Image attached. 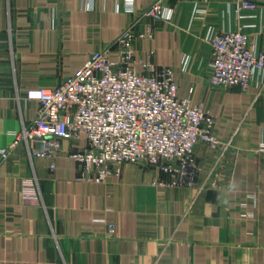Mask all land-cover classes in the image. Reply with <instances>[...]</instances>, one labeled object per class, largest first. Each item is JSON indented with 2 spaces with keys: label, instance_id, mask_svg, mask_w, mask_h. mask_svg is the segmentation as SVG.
I'll use <instances>...</instances> for the list:
<instances>
[{
  "label": "crops",
  "instance_id": "obj_1",
  "mask_svg": "<svg viewBox=\"0 0 264 264\" xmlns=\"http://www.w3.org/2000/svg\"><path fill=\"white\" fill-rule=\"evenodd\" d=\"M242 1L163 0L173 10L167 22L116 12L117 0H0V148L37 117L40 102L26 90L59 85L132 23L154 32L137 42L136 57L171 67L179 96L214 115L216 135L232 140L223 158L199 143L197 182L177 187L135 163L105 182L82 180L68 152L85 146V135L63 140L55 158L30 157L18 144L0 155V264H264V84L211 85L204 39L209 26H244L264 50V0L237 15ZM136 2L141 11L154 0ZM196 8L207 12L196 17ZM32 178L38 206L21 199Z\"/></svg>",
  "mask_w": 264,
  "mask_h": 264
},
{
  "label": "built area",
  "instance_id": "obj_2",
  "mask_svg": "<svg viewBox=\"0 0 264 264\" xmlns=\"http://www.w3.org/2000/svg\"><path fill=\"white\" fill-rule=\"evenodd\" d=\"M255 5L254 0H243L235 13L240 15L243 8ZM115 11L140 12L167 22L173 17L163 0H154L141 11L136 0H117ZM206 12L196 8L194 15ZM134 25L121 31L114 48L90 53L59 85L26 90L27 100L40 102L37 117L13 133L12 144L0 148V155L6 158L12 148L24 143L30 157L55 158L63 151V140L85 135L86 145L68 152L78 162L82 180L105 182L122 164L135 163L163 175L159 182L172 187L196 184L199 143L218 150L223 158L232 140L216 135L214 115L179 96L171 67L136 57L137 42L153 38L154 32L151 26L135 31ZM204 39L212 48L211 85L247 90L264 84V50L252 44L244 26L225 30L209 26ZM21 199L25 205L43 203L36 178L24 180Z\"/></svg>",
  "mask_w": 264,
  "mask_h": 264
},
{
  "label": "rangeland",
  "instance_id": "obj_3",
  "mask_svg": "<svg viewBox=\"0 0 264 264\" xmlns=\"http://www.w3.org/2000/svg\"><path fill=\"white\" fill-rule=\"evenodd\" d=\"M237 88H239V87H237Z\"/></svg>",
  "mask_w": 264,
  "mask_h": 264
}]
</instances>
